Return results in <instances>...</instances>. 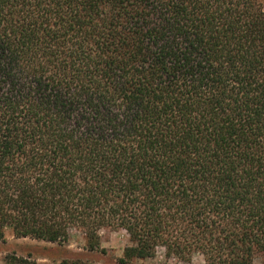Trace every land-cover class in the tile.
I'll return each instance as SVG.
<instances>
[{"label": "trees", "instance_id": "1", "mask_svg": "<svg viewBox=\"0 0 264 264\" xmlns=\"http://www.w3.org/2000/svg\"><path fill=\"white\" fill-rule=\"evenodd\" d=\"M99 228L128 234L122 264L159 249L253 264L259 0H0V242L9 230L61 244L79 229L96 251Z\"/></svg>", "mask_w": 264, "mask_h": 264}, {"label": "rangeland", "instance_id": "2", "mask_svg": "<svg viewBox=\"0 0 264 264\" xmlns=\"http://www.w3.org/2000/svg\"><path fill=\"white\" fill-rule=\"evenodd\" d=\"M264 9V0H259ZM97 235L100 248L90 251L86 247L83 231L73 229L69 232L65 243H50L28 237H15L9 230L5 232L3 242H0V264H5V256L15 253L18 256H29L37 264H60L64 259L76 261L78 264H122L123 249L129 244L128 234L120 229L99 228ZM253 264H264V246L259 248ZM126 264H204L199 255H194L190 261H182L165 255L159 249L153 258L134 259Z\"/></svg>", "mask_w": 264, "mask_h": 264}]
</instances>
